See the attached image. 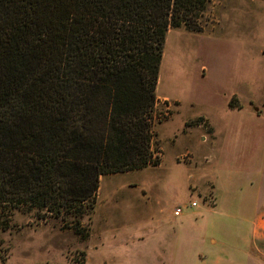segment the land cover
<instances>
[{
    "label": "trees",
    "instance_id": "16d2710c",
    "mask_svg": "<svg viewBox=\"0 0 264 264\" xmlns=\"http://www.w3.org/2000/svg\"><path fill=\"white\" fill-rule=\"evenodd\" d=\"M210 1L0 0V213L77 216L101 176L159 165L165 37L201 33Z\"/></svg>",
    "mask_w": 264,
    "mask_h": 264
},
{
    "label": "rangeland",
    "instance_id": "374dc122",
    "mask_svg": "<svg viewBox=\"0 0 264 264\" xmlns=\"http://www.w3.org/2000/svg\"><path fill=\"white\" fill-rule=\"evenodd\" d=\"M201 26L165 37L155 89L163 117L152 129L159 165L101 176L94 208L77 216L44 211L41 219L6 206L0 264H199L213 237L233 263L248 264L233 235L210 229L234 225L229 210L213 209L211 192L224 175L216 168H247L249 130L227 106L233 94L264 98V0H211ZM200 117L214 122L215 143L205 120L195 125ZM230 128L241 135L231 144Z\"/></svg>",
    "mask_w": 264,
    "mask_h": 264
},
{
    "label": "crops",
    "instance_id": "0c3cea01",
    "mask_svg": "<svg viewBox=\"0 0 264 264\" xmlns=\"http://www.w3.org/2000/svg\"><path fill=\"white\" fill-rule=\"evenodd\" d=\"M261 55L264 56V50ZM232 97L240 101V105L238 104L240 108L229 109L227 106L228 111L241 115L246 122L243 126L244 130H249L248 164L247 168H216L217 172L224 175L215 179L211 192V204L214 210L222 207L224 214L229 210L230 220H233L234 225L231 229L218 220L211 222L210 229H217L228 237L233 235L234 239L230 242L242 246L241 251L249 259L248 264H256L258 260L261 261L260 264H264V98H259L255 93L250 92L248 95L243 94L238 97L233 94ZM202 118L214 132L212 140L215 143L214 122L211 119ZM236 137L241 135L237 130H232L228 143L231 144L230 142ZM224 141L226 142L227 139ZM210 242L212 248L202 254H196L199 264H225V262L236 264L231 261L228 250L223 247V243L218 242L216 237H213ZM251 257L254 260L250 263ZM206 259L210 260V263H207Z\"/></svg>",
    "mask_w": 264,
    "mask_h": 264
},
{
    "label": "built area",
    "instance_id": "2783aa9c",
    "mask_svg": "<svg viewBox=\"0 0 264 264\" xmlns=\"http://www.w3.org/2000/svg\"><path fill=\"white\" fill-rule=\"evenodd\" d=\"M190 206L191 207H196L197 206V203L196 202H191L190 203ZM181 213V208H176L175 210H174V212H173V215L174 216H178L179 214Z\"/></svg>",
    "mask_w": 264,
    "mask_h": 264
}]
</instances>
